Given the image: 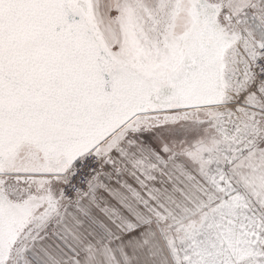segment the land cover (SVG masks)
Returning a JSON list of instances; mask_svg holds the SVG:
<instances>
[{
    "label": "snow or ice",
    "instance_id": "snow-or-ice-1",
    "mask_svg": "<svg viewBox=\"0 0 264 264\" xmlns=\"http://www.w3.org/2000/svg\"><path fill=\"white\" fill-rule=\"evenodd\" d=\"M0 264H264V0H0Z\"/></svg>",
    "mask_w": 264,
    "mask_h": 264
}]
</instances>
